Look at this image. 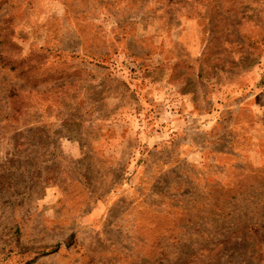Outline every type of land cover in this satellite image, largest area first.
<instances>
[{"label": "rangeland", "instance_id": "rangeland-1", "mask_svg": "<svg viewBox=\"0 0 264 264\" xmlns=\"http://www.w3.org/2000/svg\"><path fill=\"white\" fill-rule=\"evenodd\" d=\"M0 264H264V0H0Z\"/></svg>", "mask_w": 264, "mask_h": 264}]
</instances>
